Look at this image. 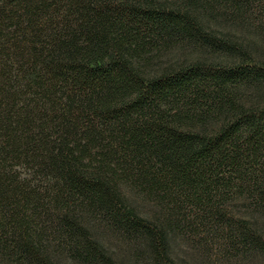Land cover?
Masks as SVG:
<instances>
[{"label": "trees", "instance_id": "trees-1", "mask_svg": "<svg viewBox=\"0 0 264 264\" xmlns=\"http://www.w3.org/2000/svg\"><path fill=\"white\" fill-rule=\"evenodd\" d=\"M237 28L264 41V0H0V264H264V59Z\"/></svg>", "mask_w": 264, "mask_h": 264}, {"label": "rangeland", "instance_id": "rangeland-1", "mask_svg": "<svg viewBox=\"0 0 264 264\" xmlns=\"http://www.w3.org/2000/svg\"><path fill=\"white\" fill-rule=\"evenodd\" d=\"M224 29V28H223ZM234 34L237 35L238 38L243 39L245 43L249 44L251 49H255L256 55H260L262 59H264V41L261 39V37L258 35V33L248 29V28H237L234 29ZM196 52L191 51H182V50H174L173 53L167 54V56L163 57L162 61L163 63H179L184 60H192L194 57H196ZM102 242L105 245L106 248H108L110 254L112 255V258L119 262L123 259V252H119V249L115 247L114 241L111 237L102 238ZM172 250L173 255L177 260H182L183 262H186L187 264H196V261L193 262V260L190 259L187 254L189 253V249L185 245L184 242L179 241L176 243H172ZM125 264H132L131 260H128L126 257H124ZM63 264H73L70 262H64ZM240 264V263H239Z\"/></svg>", "mask_w": 264, "mask_h": 264}]
</instances>
